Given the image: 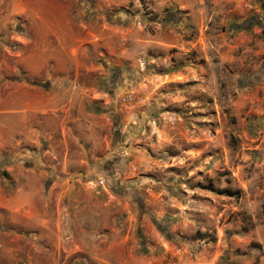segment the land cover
Here are the masks:
<instances>
[{
	"label": "rangeland",
	"instance_id": "rangeland-1",
	"mask_svg": "<svg viewBox=\"0 0 264 264\" xmlns=\"http://www.w3.org/2000/svg\"><path fill=\"white\" fill-rule=\"evenodd\" d=\"M0 264H264V0H0Z\"/></svg>",
	"mask_w": 264,
	"mask_h": 264
}]
</instances>
